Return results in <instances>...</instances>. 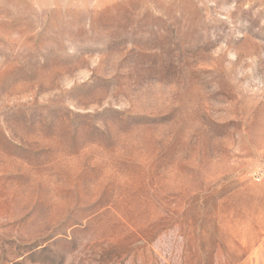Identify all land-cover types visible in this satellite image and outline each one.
Masks as SVG:
<instances>
[{
	"label": "rangeland",
	"instance_id": "1",
	"mask_svg": "<svg viewBox=\"0 0 264 264\" xmlns=\"http://www.w3.org/2000/svg\"><path fill=\"white\" fill-rule=\"evenodd\" d=\"M0 264H264V0H0Z\"/></svg>",
	"mask_w": 264,
	"mask_h": 264
},
{
	"label": "trees",
	"instance_id": "2",
	"mask_svg": "<svg viewBox=\"0 0 264 264\" xmlns=\"http://www.w3.org/2000/svg\"><path fill=\"white\" fill-rule=\"evenodd\" d=\"M186 206L189 207V204H185V207H186ZM183 207H184V205H181L179 209L181 210ZM197 207H199V204H197ZM197 207H196V208H197Z\"/></svg>",
	"mask_w": 264,
	"mask_h": 264
}]
</instances>
